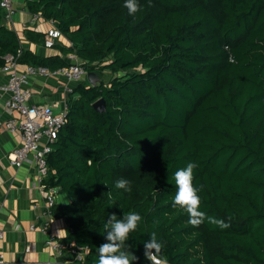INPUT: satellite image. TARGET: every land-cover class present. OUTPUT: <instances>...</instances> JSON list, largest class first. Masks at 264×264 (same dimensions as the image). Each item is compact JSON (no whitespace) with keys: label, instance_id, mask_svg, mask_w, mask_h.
Returning a JSON list of instances; mask_svg holds the SVG:
<instances>
[{"label":"trees","instance_id":"1","mask_svg":"<svg viewBox=\"0 0 264 264\" xmlns=\"http://www.w3.org/2000/svg\"><path fill=\"white\" fill-rule=\"evenodd\" d=\"M138 5L129 15L124 0H24L71 43L56 45L62 56L76 55L87 74L111 75L71 91L46 158L45 189L70 198L51 209L70 230L62 247L87 249L78 264H95L109 215L136 211L142 220L126 242L132 264H151L143 244L153 232L168 264H264V0ZM3 17L0 8V67L18 51L20 64L70 65L23 49ZM25 37L43 42L34 31ZM192 161L205 213L198 225L173 202V174ZM120 178L131 191L114 189Z\"/></svg>","mask_w":264,"mask_h":264},{"label":"crops","instance_id":"2","mask_svg":"<svg viewBox=\"0 0 264 264\" xmlns=\"http://www.w3.org/2000/svg\"><path fill=\"white\" fill-rule=\"evenodd\" d=\"M11 3L15 12L9 20L3 17V25L17 34L23 49L40 57H61V53L55 48L56 45L71 46L61 34L52 48H46L44 36L47 31L57 29L56 24L44 20L40 15L29 14L24 7V0L22 4H18V0H11ZM27 30L41 33L42 44L30 43L25 37ZM69 54L73 53L62 57L68 60ZM19 65L20 70L27 66L20 63ZM105 73L108 74L102 76ZM96 74L99 81L104 83H107L111 77L106 71ZM82 81H87V75L80 82ZM5 82L6 77L0 75V84ZM78 83L67 81L62 76L31 77L26 86L31 93L29 103L37 107L46 106L54 113L63 114L68 97ZM6 98L7 95L0 97V124L9 117L4 109ZM20 144L19 131L9 132L0 129V230L3 232V238L0 240V256L7 264H78V261L83 260L86 255L82 249L70 245L69 249L62 247L58 250L47 244L49 238L61 244L70 230L62 219L52 216V208L47 209L48 189H45L47 177L41 182L42 184L38 183V174L31 161H26L19 167H14L8 162V154ZM54 202V205H64L70 202V198L64 194H56Z\"/></svg>","mask_w":264,"mask_h":264},{"label":"built area","instance_id":"3","mask_svg":"<svg viewBox=\"0 0 264 264\" xmlns=\"http://www.w3.org/2000/svg\"><path fill=\"white\" fill-rule=\"evenodd\" d=\"M0 8L4 11L6 20H9L15 12L11 0H0ZM60 37L61 33L57 29L47 31L44 36V46L52 48ZM19 56V51L16 54L5 56L0 67V75L6 77V82L0 84V97L7 95L4 101V109L9 114V117L0 124V129L20 132L21 144L8 154V162L14 167H19L26 161H31L38 174L37 181L41 183L49 175L46 158L52 151L51 145L55 142L59 130L66 123V117L65 113H54L52 109L46 106L37 107L30 104L31 93L26 88L28 80L35 76H62L67 81L80 82L87 73L74 54L68 55L69 66L55 71H50L45 67L28 65L20 70ZM40 187L43 188L42 185ZM56 191L55 189L47 190V209L54 206ZM2 238L3 232L0 230V240ZM47 244L54 249H62V245L53 238H49ZM82 251L84 254L87 253L85 248ZM0 264H7L2 256H0Z\"/></svg>","mask_w":264,"mask_h":264},{"label":"clouds","instance_id":"4","mask_svg":"<svg viewBox=\"0 0 264 264\" xmlns=\"http://www.w3.org/2000/svg\"><path fill=\"white\" fill-rule=\"evenodd\" d=\"M128 14L132 15L138 10V0H124ZM197 164L192 161L188 162L184 167L178 168L173 176L176 185V193L173 197L174 206L180 208L189 214V222L198 225L203 222L205 213L200 209V197L197 188L193 185V169ZM114 189L123 190V192L131 191V183L125 178L118 179L114 184ZM117 192L116 195H121ZM110 204L113 205L116 200L112 198L109 192ZM211 219V218H209ZM142 217L136 211L123 213L121 218H117L115 213L109 215L103 224V234L106 242L101 244L98 250V258L95 264H132L137 257L128 251L126 242L130 239L129 234L134 232ZM221 227H227L221 221H214ZM144 256L151 264H168V260L161 255L162 243L156 238L153 232L149 235V239L144 242Z\"/></svg>","mask_w":264,"mask_h":264},{"label":"water","instance_id":"5","mask_svg":"<svg viewBox=\"0 0 264 264\" xmlns=\"http://www.w3.org/2000/svg\"><path fill=\"white\" fill-rule=\"evenodd\" d=\"M87 82L90 86H95L99 83V79L96 73L91 72L87 74ZM93 108L95 111L101 113L105 110L104 102L103 100H98L93 104Z\"/></svg>","mask_w":264,"mask_h":264},{"label":"rangeland","instance_id":"6","mask_svg":"<svg viewBox=\"0 0 264 264\" xmlns=\"http://www.w3.org/2000/svg\"><path fill=\"white\" fill-rule=\"evenodd\" d=\"M18 4H22V0H18ZM106 74H108V73L102 74V76H103V75H106ZM103 81H105V78H104Z\"/></svg>","mask_w":264,"mask_h":264}]
</instances>
